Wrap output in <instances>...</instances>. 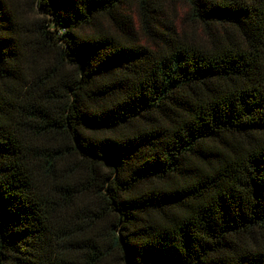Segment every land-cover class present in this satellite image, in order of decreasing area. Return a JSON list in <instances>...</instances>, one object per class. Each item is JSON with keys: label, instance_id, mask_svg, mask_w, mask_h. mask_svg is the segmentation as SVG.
Listing matches in <instances>:
<instances>
[{"label": "trees", "instance_id": "1", "mask_svg": "<svg viewBox=\"0 0 264 264\" xmlns=\"http://www.w3.org/2000/svg\"><path fill=\"white\" fill-rule=\"evenodd\" d=\"M0 264H264V0H0Z\"/></svg>", "mask_w": 264, "mask_h": 264}, {"label": "rangeland", "instance_id": "2", "mask_svg": "<svg viewBox=\"0 0 264 264\" xmlns=\"http://www.w3.org/2000/svg\"><path fill=\"white\" fill-rule=\"evenodd\" d=\"M46 19H48V18H46Z\"/></svg>", "mask_w": 264, "mask_h": 264}]
</instances>
